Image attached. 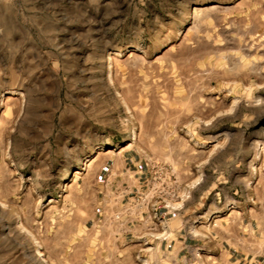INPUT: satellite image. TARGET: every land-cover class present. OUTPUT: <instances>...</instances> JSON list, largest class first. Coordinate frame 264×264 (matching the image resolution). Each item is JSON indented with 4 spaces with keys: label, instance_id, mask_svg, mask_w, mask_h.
Wrapping results in <instances>:
<instances>
[{
    "label": "rangeland",
    "instance_id": "obj_1",
    "mask_svg": "<svg viewBox=\"0 0 264 264\" xmlns=\"http://www.w3.org/2000/svg\"><path fill=\"white\" fill-rule=\"evenodd\" d=\"M0 264H264V0H0Z\"/></svg>",
    "mask_w": 264,
    "mask_h": 264
},
{
    "label": "built area",
    "instance_id": "obj_2",
    "mask_svg": "<svg viewBox=\"0 0 264 264\" xmlns=\"http://www.w3.org/2000/svg\"><path fill=\"white\" fill-rule=\"evenodd\" d=\"M178 184V180L174 175V171L170 166H159L154 168L152 177L147 181V187L150 192L145 196L146 199L148 196L151 197L148 200V206L153 204L152 199L157 195L158 197L164 198L163 200H167L168 198H175V190L174 187ZM167 199H166V198ZM168 203L164 205L165 209H169ZM157 215V213H155Z\"/></svg>",
    "mask_w": 264,
    "mask_h": 264
},
{
    "label": "crops",
    "instance_id": "obj_3",
    "mask_svg": "<svg viewBox=\"0 0 264 264\" xmlns=\"http://www.w3.org/2000/svg\"><path fill=\"white\" fill-rule=\"evenodd\" d=\"M126 160L129 161V162H126V164H131V163L134 164L132 158H128L127 157ZM126 173H128V171H126ZM126 173H124V174H126ZM112 175H113V172L111 170L107 174V177H106V179L104 181V186L108 187L109 185H113V182H112L113 180L111 179ZM117 175H121V174H117ZM122 177H124V176H122ZM139 177H140V179H142L143 176L140 175ZM177 237H178L177 239L180 242V251L182 252V251H185V250H187V251L190 250V248H191L190 244H189L190 243V237L188 235H186V234H183L182 228L179 231H177ZM179 254H180V252H179Z\"/></svg>",
    "mask_w": 264,
    "mask_h": 264
},
{
    "label": "bare ground",
    "instance_id": "obj_4",
    "mask_svg": "<svg viewBox=\"0 0 264 264\" xmlns=\"http://www.w3.org/2000/svg\"><path fill=\"white\" fill-rule=\"evenodd\" d=\"M195 10H196V13L200 11V9H198V8H195ZM199 13H200V12H199ZM194 14H195V13H194ZM200 15H201V14H200ZM186 40H187V39H186ZM12 94L14 95V94H16V93H15V92H12ZM10 95H11V94H10ZM76 174H79V172H77ZM76 176H77V175H76ZM76 176H75V177H76Z\"/></svg>",
    "mask_w": 264,
    "mask_h": 264
}]
</instances>
